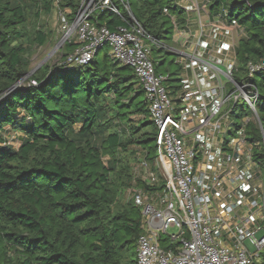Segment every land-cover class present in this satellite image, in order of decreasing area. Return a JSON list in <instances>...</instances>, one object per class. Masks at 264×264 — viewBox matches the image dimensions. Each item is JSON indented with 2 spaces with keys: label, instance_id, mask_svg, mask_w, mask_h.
<instances>
[{
  "label": "trees",
  "instance_id": "trees-1",
  "mask_svg": "<svg viewBox=\"0 0 264 264\" xmlns=\"http://www.w3.org/2000/svg\"><path fill=\"white\" fill-rule=\"evenodd\" d=\"M126 1L158 39L168 38L172 17L180 24L186 20L179 0ZM80 3L62 0L59 6L69 8L68 20H73ZM116 4L127 18L126 7ZM51 5L50 0H0V92L28 74L31 46L48 41L41 29L32 35L27 23L30 12L39 16ZM221 8L228 23L237 21L246 30L237 48L235 78L240 80L250 63L264 58V0H210L211 14ZM93 20L112 29L125 24L110 9L97 11ZM101 50L84 65L46 66L33 75L36 84L0 101V264H136L142 210L133 200L119 201L113 177L118 154L133 146L144 150V159L155 168L157 131L134 69L109 52L100 57ZM154 63L162 73L163 62ZM180 71L165 81L171 93L179 92ZM251 80L263 86L257 105L264 130V69ZM132 114L141 116L139 122ZM248 128L251 139L262 140L257 122ZM12 132L21 133L19 147L8 139ZM160 184L137 180L147 191Z\"/></svg>",
  "mask_w": 264,
  "mask_h": 264
},
{
  "label": "built area",
  "instance_id": "built-area-1",
  "mask_svg": "<svg viewBox=\"0 0 264 264\" xmlns=\"http://www.w3.org/2000/svg\"><path fill=\"white\" fill-rule=\"evenodd\" d=\"M117 1L126 7L127 18ZM209 4L194 0L192 5L201 10ZM104 9L125 24L115 29L97 25L93 16ZM164 12L169 14L167 8ZM226 17L227 10L219 9L197 33L172 17L184 47L198 35L185 51L148 33L126 0H81L62 39L65 46L74 44L61 63L65 67L87 64L109 46L113 58L134 69L149 104L157 131V167L144 160L137 179L151 186L162 182V187L131 192L142 210L136 264H264V130L259 90L250 82L264 69V58L249 64L247 76L235 78L238 42L246 30ZM149 41L182 56L181 87L174 98L165 85L168 75L156 71ZM221 73L227 82L221 81ZM241 98L253 118L233 123L230 116ZM252 121L259 124L261 141L251 139ZM170 228L177 230L170 233Z\"/></svg>",
  "mask_w": 264,
  "mask_h": 264
},
{
  "label": "rangeland",
  "instance_id": "rangeland-1",
  "mask_svg": "<svg viewBox=\"0 0 264 264\" xmlns=\"http://www.w3.org/2000/svg\"><path fill=\"white\" fill-rule=\"evenodd\" d=\"M50 1L52 3L51 5L52 10L50 12L46 13L45 11H40L39 16L35 15L36 11L30 12L28 14V23H27V29L32 35H34L37 30L41 29L47 33L48 41L41 47L35 44L31 46L30 48L31 63L29 66L28 74L25 75L19 81H17L8 90L0 92V101L11 95L17 89L29 87L32 84L33 85L36 84L33 75L37 71L44 70L46 66L49 67L61 66V63L65 58L64 54L70 52L71 48L73 49L74 45L70 47V49H68L67 46H65L62 41L65 33L68 31L71 25V23H69L68 20V14L71 12V10L69 8H64V7L60 8L59 5L62 3V0H50ZM39 6L43 7L42 2L39 4ZM208 8L209 7L206 6V9H204V12L206 14L208 13ZM120 10L124 12L123 7H121ZM133 10L135 12H138V8L136 4L133 5ZM163 20H166V18L161 17L160 21ZM169 25L172 26V31L168 35V38L162 37L159 40L176 49L179 48L185 51H189L186 47L191 48L198 35L197 37L192 36L190 41L187 44L185 43L186 47H184L182 45V40H183L182 38L177 41L173 23L171 24L169 23ZM179 26H181L180 23ZM149 44L152 48V52L150 54L151 58L157 62L160 61L163 62L159 66L160 72L164 73L166 76L172 73L173 74L177 73L179 67L181 66L180 62L182 56L175 52L172 53L168 49L157 51L158 49L153 42L149 41ZM108 52L110 53V47H106L102 49L99 56L103 57ZM221 68L225 69V66H222ZM182 73L183 72H180V75H182ZM220 76L222 82H227L228 78L223 73H221ZM258 85H259L258 89L262 90L263 89L262 84H260L259 82ZM167 89L169 91L170 97L174 98L175 96H177L178 92L171 93L170 89L169 88ZM230 117L233 123L241 124L247 117L253 118V113L249 109V106L246 103V101L243 98H241L237 107L234 110V113H232ZM131 119L135 120L136 122H139L141 116L132 114ZM78 127L79 125L77 126V128ZM7 129H10V127L7 126ZM20 135L21 133L12 132L10 136H8L9 141L13 142L15 147H19L18 138ZM107 159L108 158H105V160ZM118 159H119L118 174L113 177L118 190L117 198L119 199L120 202H128L132 200L131 192L139 187L137 185L138 169L145 160L144 150H140L136 146H133L128 151L120 152L118 154ZM176 230L177 229L175 228H170L169 232L175 233ZM165 241L168 242L169 239L166 238ZM247 244L252 249V245L250 244V242H247Z\"/></svg>",
  "mask_w": 264,
  "mask_h": 264
},
{
  "label": "crops",
  "instance_id": "crops-1",
  "mask_svg": "<svg viewBox=\"0 0 264 264\" xmlns=\"http://www.w3.org/2000/svg\"><path fill=\"white\" fill-rule=\"evenodd\" d=\"M182 1H184L183 4ZM193 1L194 0H179L177 4L185 11L186 20L184 23H182V25H187L190 29H192L194 33H197L198 29L201 28L202 25L208 24L211 21L216 12L211 14L208 8V13L206 14L204 12V8H202L201 10L198 8H194L192 5ZM208 32H210L209 27ZM180 72H182V70Z\"/></svg>",
  "mask_w": 264,
  "mask_h": 264
},
{
  "label": "water",
  "instance_id": "water-1",
  "mask_svg": "<svg viewBox=\"0 0 264 264\" xmlns=\"http://www.w3.org/2000/svg\"><path fill=\"white\" fill-rule=\"evenodd\" d=\"M250 82H253V80H250Z\"/></svg>",
  "mask_w": 264,
  "mask_h": 264
}]
</instances>
